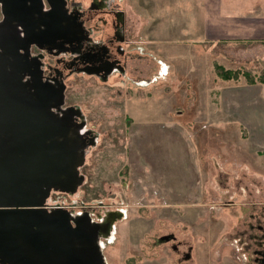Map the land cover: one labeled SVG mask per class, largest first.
<instances>
[{"label":"rangeland","instance_id":"obj_1","mask_svg":"<svg viewBox=\"0 0 264 264\" xmlns=\"http://www.w3.org/2000/svg\"><path fill=\"white\" fill-rule=\"evenodd\" d=\"M78 1L87 8L91 0ZM205 1L113 0L124 12L123 47L134 56L127 73L62 70L69 106L58 113L76 108L84 121L77 131L87 125L96 135L77 190L51 191L45 205L107 223L106 264L249 262L236 225L248 216L247 202L264 201V70L248 54L264 44L204 39L205 26L214 32ZM222 1L264 18V0ZM90 24L95 37L112 31L97 16ZM215 64L232 78L222 79ZM237 192L242 210L229 204ZM167 234L174 239L157 241Z\"/></svg>","mask_w":264,"mask_h":264},{"label":"water","instance_id":"obj_2","mask_svg":"<svg viewBox=\"0 0 264 264\" xmlns=\"http://www.w3.org/2000/svg\"><path fill=\"white\" fill-rule=\"evenodd\" d=\"M45 1L47 10L43 0H0V264H93L88 218L44 206L51 189L76 191L89 143L77 109L58 113L63 84L44 82L29 61L31 43L82 31L65 0Z\"/></svg>","mask_w":264,"mask_h":264},{"label":"flooded vegetation","instance_id":"obj_3","mask_svg":"<svg viewBox=\"0 0 264 264\" xmlns=\"http://www.w3.org/2000/svg\"><path fill=\"white\" fill-rule=\"evenodd\" d=\"M113 0H91L89 7H82L78 0H65V10L74 22L79 23L80 33L71 35L64 34L59 38L41 40L38 43H31L28 48L29 61L36 64L41 71V79L50 84H59L63 81V69L65 68L71 73L75 71H83L97 75L100 77H107L112 71H118L120 74H126L127 58L134 57L129 51H126L123 44H129V38L125 30L124 12L118 7V3H113ZM43 10L49 8L45 0H43ZM97 16L99 21L103 24H111L112 31L104 32L105 37H95L93 28L90 24L93 17ZM1 18V15H0ZM103 35V34H101ZM70 38H72L70 40ZM137 58L140 57L139 52H136ZM137 67H133L136 69ZM28 78V77H27ZM69 106L63 103L61 109ZM79 114L72 115V121L81 123ZM84 125V121H83ZM82 136L88 142H91L96 133L94 129L87 125L83 127ZM70 214V213H69ZM71 217V216H70ZM85 218L83 216L73 217L79 220ZM91 228H94L93 241L88 247L87 259L93 264H106L105 254L102 252L103 243L108 240L110 230L107 223L98 220V218H91ZM173 234H167L166 240L163 235L158 238V242L173 240ZM264 238V234H263ZM264 243V240H263ZM173 249L177 248V244L171 245ZM189 252V251H188ZM187 254L189 255V253ZM257 258L264 264V246L257 250ZM187 255V256H188ZM1 259V258H0ZM6 264H11L6 262Z\"/></svg>","mask_w":264,"mask_h":264},{"label":"crops","instance_id":"obj_4","mask_svg":"<svg viewBox=\"0 0 264 264\" xmlns=\"http://www.w3.org/2000/svg\"><path fill=\"white\" fill-rule=\"evenodd\" d=\"M211 5H207V0L205 1V16H203V18L205 23L207 17L209 18L214 32H211L208 28L206 29L205 26L208 35H203L204 39L211 41L223 40L226 43H233L238 40H250L258 42L259 45L264 44V18H255L253 16L244 15L242 10H237V6L231 1H227L226 3L225 1L218 0L213 6ZM223 6L227 7L226 11H223ZM184 36L186 42L189 43H201L205 41L200 39V35ZM191 53L195 52L192 50ZM248 54L253 56L252 59L258 64V67H260L259 70H264V47L257 48L255 51L251 50ZM195 72L196 71L193 70H187V76L194 79ZM198 86L202 87L199 84ZM245 196H247L245 198H252L248 191H245ZM241 198H243V195L237 192L235 197H233L229 203L230 206L234 207L235 205L238 208L243 209L244 207L238 205L242 202ZM254 200L255 201L247 202V206L249 207L247 210L249 213L246 220L242 221L240 225H236V228L240 230L236 232V235L239 238L240 243L243 244L242 247L247 256V261H249L246 264H263V262L261 263L257 258L259 255L257 254V250L264 246V201L257 202L258 200ZM239 263L245 264L243 262Z\"/></svg>","mask_w":264,"mask_h":264},{"label":"trees","instance_id":"obj_5","mask_svg":"<svg viewBox=\"0 0 264 264\" xmlns=\"http://www.w3.org/2000/svg\"><path fill=\"white\" fill-rule=\"evenodd\" d=\"M215 70L217 74L222 78V79H230L232 78V73H230L229 69H225L222 65L220 64H215ZM236 75V74H235ZM252 82V80H251ZM264 82V80H263Z\"/></svg>","mask_w":264,"mask_h":264}]
</instances>
